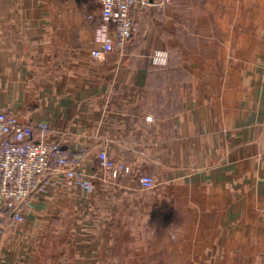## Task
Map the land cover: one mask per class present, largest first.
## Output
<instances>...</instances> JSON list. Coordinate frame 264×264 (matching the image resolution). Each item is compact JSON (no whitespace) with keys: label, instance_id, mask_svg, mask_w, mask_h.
<instances>
[{"label":"crops","instance_id":"1","mask_svg":"<svg viewBox=\"0 0 264 264\" xmlns=\"http://www.w3.org/2000/svg\"><path fill=\"white\" fill-rule=\"evenodd\" d=\"M163 1L95 59L86 0H0V113L46 124L93 185L54 175L0 264H264V0Z\"/></svg>","mask_w":264,"mask_h":264},{"label":"built area","instance_id":"2","mask_svg":"<svg viewBox=\"0 0 264 264\" xmlns=\"http://www.w3.org/2000/svg\"><path fill=\"white\" fill-rule=\"evenodd\" d=\"M167 3L168 0H164L161 5ZM149 5V0H99L98 13L89 17L98 20L93 31V58L113 54L137 36L140 29L132 15ZM152 62L166 64V54L153 53ZM82 159L83 156L50 141L46 124L32 127L13 115L0 113V236L6 223L24 222L25 210L46 194L54 175H61L69 184L90 191L93 185L80 170ZM98 162L113 178L125 171V167L109 159L104 150L99 152ZM139 185L150 190L155 182L143 175Z\"/></svg>","mask_w":264,"mask_h":264},{"label":"rangeland","instance_id":"3","mask_svg":"<svg viewBox=\"0 0 264 264\" xmlns=\"http://www.w3.org/2000/svg\"><path fill=\"white\" fill-rule=\"evenodd\" d=\"M85 7H86L87 9H93V10H94V8H95V11H94L95 14L98 13L99 5H98V3L95 4V0H86ZM187 7H188V6H187ZM97 8H98V9H97ZM183 22L186 23L187 21L185 20V21H183ZM188 262H189V261H188ZM182 263L185 264L184 261H182Z\"/></svg>","mask_w":264,"mask_h":264},{"label":"water","instance_id":"4","mask_svg":"<svg viewBox=\"0 0 264 264\" xmlns=\"http://www.w3.org/2000/svg\"><path fill=\"white\" fill-rule=\"evenodd\" d=\"M149 3H150V4H153V0H149Z\"/></svg>","mask_w":264,"mask_h":264}]
</instances>
